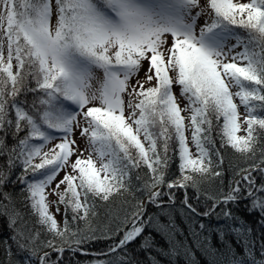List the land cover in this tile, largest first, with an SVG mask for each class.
I'll list each match as a JSON object with an SVG mask.
<instances>
[{
    "label": "snow or ice",
    "instance_id": "snow-or-ice-1",
    "mask_svg": "<svg viewBox=\"0 0 264 264\" xmlns=\"http://www.w3.org/2000/svg\"><path fill=\"white\" fill-rule=\"evenodd\" d=\"M0 161V264H264V0H0Z\"/></svg>",
    "mask_w": 264,
    "mask_h": 264
},
{
    "label": "trees",
    "instance_id": "trees-1",
    "mask_svg": "<svg viewBox=\"0 0 264 264\" xmlns=\"http://www.w3.org/2000/svg\"><path fill=\"white\" fill-rule=\"evenodd\" d=\"M241 31V33L243 34V30H239ZM227 161H228V157H226L225 160V164L227 165ZM2 162V161H0ZM178 163V161H177ZM205 187H208V185H205ZM179 196L182 197L183 193H178ZM189 195L192 196L194 195V193L192 192L191 189H189ZM61 210H63L62 206H61ZM156 209L149 206L148 208V212L149 213H153L155 212ZM238 215H241L251 226L253 229V237L256 240H260L261 238V233H264V228H261L260 225L257 223L258 220V215H248L246 213V211L244 210V205L241 204L240 205V209L237 213ZM176 224L184 230V235L187 236L188 235V226L187 223L179 216H176ZM150 230H146L145 233L143 234L144 236H147L149 234ZM9 230L6 226V223L3 219H0V260L4 259V253H3V244L2 242L9 236ZM152 235L155 237V245L154 247H160L163 248L165 250L168 249L169 245L165 242V240L158 234H156L155 232H152ZM143 239V236L140 237L136 242H134L132 245H130V248H138L140 241ZM189 244L192 243L191 239H189L188 241ZM97 247H102V245H98ZM192 251L195 252V256L194 258H192V260L189 262V264H207L206 260L204 259V257L201 255V253L199 251H196L195 246L193 245ZM67 255V253L65 254ZM136 259L140 260L142 262V264H151V262L149 261L148 257L149 255L153 256L156 258V260L158 261V264H173V258L171 257H164L162 255H160L159 253L152 251V249H148V250H142V251H138L136 254ZM80 259H83V257H79ZM175 264H186L185 261V256L184 253L181 252L179 256H177L175 258Z\"/></svg>",
    "mask_w": 264,
    "mask_h": 264
},
{
    "label": "rangeland",
    "instance_id": "rangeland-1",
    "mask_svg": "<svg viewBox=\"0 0 264 264\" xmlns=\"http://www.w3.org/2000/svg\"><path fill=\"white\" fill-rule=\"evenodd\" d=\"M240 2H248V0H240ZM203 20L198 21V24H202ZM142 75V73H141ZM53 211H55V209L53 208Z\"/></svg>",
    "mask_w": 264,
    "mask_h": 264
}]
</instances>
